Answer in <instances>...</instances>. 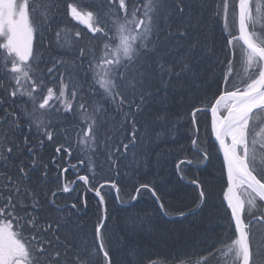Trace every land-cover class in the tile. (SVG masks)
Here are the masks:
<instances>
[{"label":"snow or ice","instance_id":"1","mask_svg":"<svg viewBox=\"0 0 264 264\" xmlns=\"http://www.w3.org/2000/svg\"><path fill=\"white\" fill-rule=\"evenodd\" d=\"M206 86L214 102L173 111ZM208 112L227 171L219 218L204 215L209 181L181 169L212 162L198 124ZM161 142L198 154L175 164L197 191L178 215L203 229L167 260L137 239L147 216L124 207L149 192L171 215L154 182H141L175 151L157 152ZM121 183L135 195L122 199ZM87 191L98 198L91 230L80 219ZM0 264H264V0H0Z\"/></svg>","mask_w":264,"mask_h":264},{"label":"trees","instance_id":"2","mask_svg":"<svg viewBox=\"0 0 264 264\" xmlns=\"http://www.w3.org/2000/svg\"><path fill=\"white\" fill-rule=\"evenodd\" d=\"M222 23L215 25V34L221 37ZM68 27H74L75 30L81 31L87 34V28L83 24L73 21L68 24ZM219 43H223V38L221 37ZM43 51V49H41ZM207 90L205 92L194 93V95L183 104V106L177 105L173 111L180 114L186 111L188 105L195 103L198 106L201 102L204 104H209L213 101V93L215 91L214 86H206ZM211 114L200 113L198 114V124L200 127V139L205 141L206 146L212 152V162L207 168H194L188 165H181V169L184 170V175L188 180L199 178L201 182L209 181L206 187H210L212 191V203L214 207L206 209L204 215L206 216L209 212H214L218 214L219 217H224L226 215V204H222L223 192L227 188V174L224 165L223 158L218 149V146L214 140L213 132L210 127ZM183 123V121H182ZM185 127L181 128V133L185 131ZM180 144L188 145L189 141L183 135L179 139ZM165 149H175V151L162 160L159 167H152L143 174V179L141 182L147 183L153 181V186L156 187L157 193L160 195L161 200L165 203L166 210L171 214L169 216H164L159 211V206L155 199L149 192H141L140 197H138V203H135L134 208H126L128 213L138 214L142 217L147 216L146 222L143 225V231L137 239L145 241L148 246H150V251L159 253L160 259H168L170 256H175L177 252H188L189 249L193 248V237L199 235L203 230L201 228H193L191 224L192 218L189 217L187 220L179 217L178 213L181 211H187L189 207L193 205L197 197V191L194 186L189 185L186 182H179V177L177 175L175 164L179 160L184 159L187 156L189 159L197 157V153L193 152L190 147H186L183 153L179 152L177 145L173 143L161 142L159 147L156 149L159 153H164ZM53 153V145H47L44 149L45 157H49ZM66 160H70L72 164H76L77 160L75 156L65 157ZM154 163V161H153ZM67 167V165H65ZM80 174H84L81 170ZM68 180H74L75 175L73 170L69 168V171L64 174ZM81 187H83L81 185ZM102 194H105V199L109 201L110 211L115 208L116 215L122 217L125 215L124 211H121V205L115 201L113 190L105 187L101 190ZM127 193V195L125 194ZM75 195V194H73ZM129 195H135L133 185L127 184L125 187L124 183H121V198L124 200L128 199ZM83 198L88 201V208L85 209L84 215L80 217L81 220L87 222V227L91 230L93 226V221L96 219L98 214V198L93 192L87 191L83 193ZM59 201L71 202V198L67 195L59 198ZM219 205L220 207H215ZM221 223H226V220H221ZM222 231L221 228H215V232L219 233ZM259 235V233L257 234ZM235 238V237H233ZM202 254L193 255L189 252L188 255L183 256L185 260L194 262L196 259L200 258Z\"/></svg>","mask_w":264,"mask_h":264},{"label":"water","instance_id":"3","mask_svg":"<svg viewBox=\"0 0 264 264\" xmlns=\"http://www.w3.org/2000/svg\"><path fill=\"white\" fill-rule=\"evenodd\" d=\"M213 136H214V140H215V142H216V144H217V146H218V149H219V144H218V141H216V139H215V135H214V133H213ZM219 151H220L221 156H222V158H223V152H222V150H219ZM223 161H224V159H223ZM224 165H225V168H226V164H225V162H224ZM226 174H227V171H226Z\"/></svg>","mask_w":264,"mask_h":264},{"label":"flooded vegetation","instance_id":"4","mask_svg":"<svg viewBox=\"0 0 264 264\" xmlns=\"http://www.w3.org/2000/svg\"><path fill=\"white\" fill-rule=\"evenodd\" d=\"M78 22V21H77ZM80 23V22H79ZM84 26H86V25H84Z\"/></svg>","mask_w":264,"mask_h":264}]
</instances>
